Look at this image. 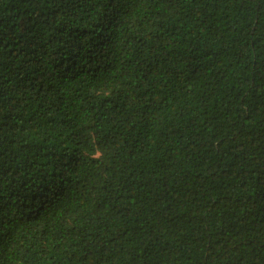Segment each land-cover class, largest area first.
Wrapping results in <instances>:
<instances>
[{
  "label": "trees",
  "instance_id": "trees-1",
  "mask_svg": "<svg viewBox=\"0 0 264 264\" xmlns=\"http://www.w3.org/2000/svg\"><path fill=\"white\" fill-rule=\"evenodd\" d=\"M0 264H264V0H0Z\"/></svg>",
  "mask_w": 264,
  "mask_h": 264
}]
</instances>
